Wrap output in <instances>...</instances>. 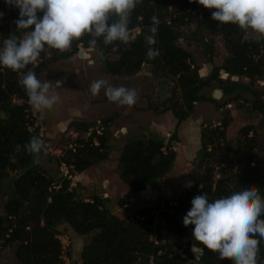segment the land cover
I'll list each match as a JSON object with an SVG mask.
<instances>
[{
    "label": "trees",
    "instance_id": "trees-1",
    "mask_svg": "<svg viewBox=\"0 0 264 264\" xmlns=\"http://www.w3.org/2000/svg\"><path fill=\"white\" fill-rule=\"evenodd\" d=\"M214 11L205 9L196 0H142L130 15L129 28H139L134 40L109 46H104L102 40L98 42L104 74L130 77L146 66L154 78L170 79L173 84L170 97L160 105L149 104L147 108L157 115L171 113L175 124L169 137L144 130L117 149V174L131 191L140 193L160 183L171 172L177 158L173 144L179 142L180 126L195 113L197 105L210 103L220 112L217 121L201 125L199 149L191 162V186L172 198L161 196L152 206L126 215L112 214L105 197L93 194L84 198L83 191L68 189L67 179L54 180L36 162V157L46 151L35 156L24 151L23 145L32 136H39V127L35 126L36 118L26 92L18 85L19 74L0 67V190L7 184V173L13 174L12 194L0 213V255L3 247L15 246V257L20 264H64L58 239L64 234L60 228L64 224L85 240L80 264H150L151 258L153 264H232L207 249L194 253L193 226L186 228L183 217L198 195L207 194L211 201L243 187H256L264 196V170L252 167L258 160L256 127L240 128L234 144L227 138L232 122L227 106L231 104L247 103L264 121V92L255 89V84L264 80V39L249 35L248 40H243L244 32L237 25H219L212 20ZM0 13L2 46L9 35L22 37L23 33L15 26L19 9L0 0ZM154 15L160 22L157 42L152 47L159 54L148 59L149 46L144 36ZM190 24H194L191 38L201 41L205 63L211 66L207 75L200 74L194 55L180 44L183 38L180 28ZM207 37L212 39L208 41ZM214 37L222 39L228 53L220 66L213 63ZM88 39L74 41L66 52L51 49L50 54L41 53L38 62L55 63L83 54L78 44L87 49ZM113 47L117 48L116 52L112 51ZM220 72L227 78L222 79ZM206 89L219 91L220 99L207 94ZM116 117L115 113L103 119L106 130L99 137V147L91 146L92 137L86 142L78 140L83 147L77 148L76 153L66 151L60 160L55 158L58 166L72 165L73 171L81 174L105 162L111 151L110 127ZM90 126L77 121L68 124L78 135L85 134ZM17 145H21L18 153ZM13 155L15 163L10 161ZM234 163L239 165L236 169ZM168 236H174L175 241L170 242ZM259 247L264 258V240Z\"/></svg>",
    "mask_w": 264,
    "mask_h": 264
},
{
    "label": "clouds",
    "instance_id": "clouds-1",
    "mask_svg": "<svg viewBox=\"0 0 264 264\" xmlns=\"http://www.w3.org/2000/svg\"><path fill=\"white\" fill-rule=\"evenodd\" d=\"M142 0H5V3L19 9L15 21L22 37L9 35L0 46V67L19 74L18 85L22 87L30 106L37 111L51 110L59 101L52 89H60L63 80L55 85L37 78L28 65L38 66L41 53L55 49L66 51L74 41L88 37L89 51H99L98 42L104 46L116 42L124 44L134 40L129 28L130 15ZM205 9H215L212 20L219 25H237L243 32V40L251 33L257 40L264 39V0H196ZM42 13V17H38ZM2 16V13H0ZM113 17L115 19H113ZM111 21V22H110ZM159 18L151 17V26L144 40L147 58L154 59L159 51L156 44ZM117 51L116 47L112 48ZM50 54V52H48ZM110 102L121 106H133L138 93L134 88L114 87L105 79L91 83L89 91L93 97L101 90ZM24 151L39 155L46 151L44 140L32 136L23 145ZM21 145L16 146V152ZM15 163V155L10 156ZM188 186H191L189 182ZM192 207L183 217L187 228L193 226L194 253L204 249L217 253L222 261L232 264H264L260 256V242L264 240V196L256 187H243L228 196L209 200L207 194L198 195L191 201ZM202 245L203 247H198Z\"/></svg>",
    "mask_w": 264,
    "mask_h": 264
},
{
    "label": "rangeland",
    "instance_id": "rangeland-1",
    "mask_svg": "<svg viewBox=\"0 0 264 264\" xmlns=\"http://www.w3.org/2000/svg\"><path fill=\"white\" fill-rule=\"evenodd\" d=\"M38 17H42V13H38ZM194 29V24L189 26H183L180 28L183 38L180 41L182 47L191 52L196 60V65L200 69L201 75H207L211 71V66L205 63V56L203 54V46L198 38H191V30ZM249 35L253 36L251 33ZM207 37V40L210 41ZM214 53L213 63L214 66H220L224 59L228 57V53L224 48L223 41L220 37H214ZM83 54L76 55L68 60L47 63L42 61L38 62V66L33 67L37 78L42 82L47 80L55 85L57 80H63V86L60 89H52L55 94L59 96V101L51 110H34L31 107V113L36 118V124L39 128H43L45 131V140L53 149H62L64 142L67 140V135L71 136L75 132L73 128H69L64 132H56L54 128L58 120L62 121H79L83 123L94 124L95 121L103 119L117 114L114 119L110 131L113 129H121L125 127L127 129L126 138H133V136L139 135L142 131L147 130L149 132H155L166 139L174 129L175 120L171 113L167 112L162 115L155 114L152 110H148V105H160L162 101L170 97L173 84L170 79L162 81L154 78L150 73L149 67H143L141 72L132 77H113L106 75L102 72L103 61L100 58L97 51H89V49L79 50ZM220 77L226 79L227 75L224 72H220ZM98 79H105L114 87H126L134 88L137 93V102L133 106H121L113 102L102 104L103 99L106 97L104 90L93 97L89 91L90 85L93 81ZM255 89L264 92V80H260L255 84ZM205 92L213 96L214 91L206 89ZM220 99V97H216ZM97 103H99L97 105ZM229 110L232 122L227 129V138L233 144L235 143L238 131L244 126L252 125L256 127L258 132V149H257V161L252 164L253 166H259L264 170V121L262 118L252 112L250 107L245 102H239V105L231 104L227 106ZM38 113V116L36 115ZM220 118V112L214 107L213 104L203 103L196 106L195 113L190 119L183 122L184 132L181 140L173 146L177 152L176 162L169 174H167L160 183L153 185L152 189L146 191L142 196L136 195L135 192L127 190L128 196L131 198H125L121 201H117L115 198L112 200V204H108L115 212V215L122 216L128 214L133 210L152 206L156 199L161 196L172 198L176 196L181 189L187 188L192 177V154L194 149L198 146V143H194L195 139L199 142V134L201 125L208 122H215ZM71 121V122H72ZM73 130V131H71ZM112 132L110 141L112 139ZM110 154V153H109ZM195 157V156H194ZM36 162L39 166L47 167L50 164V168H47V172L53 177L54 180L62 179V172L58 161L49 156L47 153L36 157ZM107 168L104 170L109 178L113 179L112 164L115 162L114 158L108 159ZM102 163H97L94 166H100ZM89 168L83 175V181H87L90 175L96 173L95 167ZM237 163H234V168H237ZM6 186L0 190V213L3 210V206L7 197L12 194V181L13 174L7 173L5 177ZM100 185V184H99ZM81 196L89 197L93 195L95 186L82 187L78 183L76 188ZM143 197V200L142 198ZM136 199V200H132ZM133 201H138L136 204ZM124 202L126 205H122ZM118 207L119 210L117 211ZM127 212L122 214V211ZM114 214V213H113ZM64 234L58 236L62 245V259L64 264H80V253L85 244V240L82 237L74 234L66 225L60 227ZM0 264H20L15 257V246L3 247L1 249Z\"/></svg>",
    "mask_w": 264,
    "mask_h": 264
},
{
    "label": "crops",
    "instance_id": "crops-1",
    "mask_svg": "<svg viewBox=\"0 0 264 264\" xmlns=\"http://www.w3.org/2000/svg\"><path fill=\"white\" fill-rule=\"evenodd\" d=\"M226 75V74H225ZM215 92V90H214ZM105 100V101H104ZM103 103H108L110 102L107 97H105L103 99ZM99 103H97L98 105ZM196 110V109H195ZM36 115L38 116V113H36ZM72 120L69 121H62V120H58V122L56 123V126L54 127L56 129V132H63L67 129L68 124L71 122ZM79 122V121H77ZM184 124L182 123V125L180 126L179 129V141L182 138V134L185 131L184 130ZM73 131V130H71ZM112 139L110 141V145H111V151L110 154L108 156V159H111L112 157L114 158V163L112 164V170H113V179L109 178V175L104 171L107 168V161L102 162V164L98 167V166H94L96 168V173L90 175V177L87 178V181H83V175L86 173V171H84L81 174H78V180H79V184L82 187H87L92 186V188L95 186V193L97 195H100L102 197H105L108 199V204H112V200L113 198H115L117 201H121L125 198H131V195L128 196L127 190H130L125 184L122 183V181L119 179L118 174H117V158H118V152L117 149L120 147L121 144H123L126 140L131 139V138H126V133H127V129L125 127H122L121 129H112ZM134 137V136H133ZM194 143H198V146L194 149V152L192 154V158H194L196 151L199 149V142L197 139H195ZM193 160V159H192ZM42 167V166H41ZM50 164L47 165V167H42L46 172H47V168H50ZM100 184V185H99ZM153 185L148 186L144 191L140 192V193H136V195L133 196H142V194H144L146 191L149 190H153L152 189ZM143 200V197H141ZM132 200H136V199H132ZM136 204H138V201H133ZM122 205H126L124 202L121 203ZM117 208V211L119 210V208L116 206L115 209ZM109 209L111 211V213L115 214V212H112V209L109 206ZM126 212V209L122 211V214ZM168 239L170 242H174L175 238L174 236H168Z\"/></svg>",
    "mask_w": 264,
    "mask_h": 264
},
{
    "label": "built area",
    "instance_id": "built-area-1",
    "mask_svg": "<svg viewBox=\"0 0 264 264\" xmlns=\"http://www.w3.org/2000/svg\"><path fill=\"white\" fill-rule=\"evenodd\" d=\"M197 13V11L193 12ZM132 31V35L135 37L138 33H139V28L133 29ZM83 46L82 44H78V49L82 50ZM58 51V50H57ZM68 51V50H66ZM63 51V52H66ZM61 52V51H58ZM48 57V56H47ZM28 105L30 106V104L28 103ZM31 107V106H30ZM37 124L35 123V126ZM106 130V127L103 123V121L97 120L95 121L94 124H92L89 128L88 131L83 134V135H78V133L73 132L70 134H73L71 136L67 135L65 138L67 139L64 142V146L62 149H53L50 147V145L47 143V141L45 140V131L43 128H39V137H41L44 142H45V146H46V153L53 157V158H57V159H61L64 154L66 153V151H70L71 153H76L77 148H82L83 144L82 143H78V140H84L85 142L88 140L89 137H92V143L91 146L92 147H99V137H101L104 132ZM64 132V131H63ZM101 151V150H100ZM73 166H67L64 163H60V170L62 172V178L63 179H67L69 181V190L76 188L79 180H78V174L76 172L73 171ZM175 205V204H174ZM187 213H185L186 215ZM184 215V216H185ZM58 239L60 240V238L58 237ZM151 241H154V243H156L155 238H150ZM160 254V252L158 253ZM150 264L152 263V258L150 259Z\"/></svg>",
    "mask_w": 264,
    "mask_h": 264
},
{
    "label": "water",
    "instance_id": "water-1",
    "mask_svg": "<svg viewBox=\"0 0 264 264\" xmlns=\"http://www.w3.org/2000/svg\"><path fill=\"white\" fill-rule=\"evenodd\" d=\"M130 77H132V76H130ZM233 80H236V78H233ZM213 96L216 98V97H219L220 96V92L219 91H215L214 92V94H213ZM2 117H3V115H2ZM77 262H75L74 264H76Z\"/></svg>",
    "mask_w": 264,
    "mask_h": 264
}]
</instances>
